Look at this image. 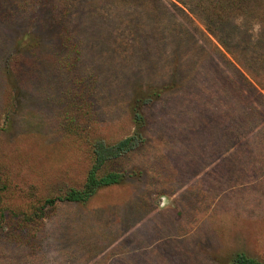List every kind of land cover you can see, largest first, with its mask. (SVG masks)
I'll return each instance as SVG.
<instances>
[{"label": "rangeland", "instance_id": "rangeland-1", "mask_svg": "<svg viewBox=\"0 0 264 264\" xmlns=\"http://www.w3.org/2000/svg\"><path fill=\"white\" fill-rule=\"evenodd\" d=\"M206 1L0 0V264L264 260V71L241 64L256 23L217 19L226 49ZM207 117L223 140L187 182L178 151ZM99 146L119 181L60 199Z\"/></svg>", "mask_w": 264, "mask_h": 264}, {"label": "trees", "instance_id": "trees-1", "mask_svg": "<svg viewBox=\"0 0 264 264\" xmlns=\"http://www.w3.org/2000/svg\"><path fill=\"white\" fill-rule=\"evenodd\" d=\"M177 1L183 2V0ZM257 1L258 3L252 4L251 6L244 4V0H210V2H212V6L207 1L205 4L206 12L209 14V19H207L208 24H206V27L208 31L215 38H217V40L226 49H228L229 46L226 44L227 41L224 34L217 30L215 24L217 19L231 20V16L228 13H234V18H249L252 20L254 19L255 23L260 25L258 38L254 37L253 35L251 37L252 41H248L251 46L259 48L258 52L256 53L257 55H246L247 60H242L241 62L243 70L251 78V80H260L258 73L261 71V69H263L262 71H264V67L261 65V63L264 62V54L262 52L264 51V0ZM211 7H213V9ZM256 63L261 67L256 68ZM258 86H260V83L258 84ZM262 87L263 86H260V88ZM252 89H254L253 86ZM206 96L208 97L207 94ZM142 139L143 138H141V141ZM130 141L129 138H125L124 140H121L116 145H114L112 148L116 149L119 152L122 148H125V144H128ZM112 148H110L111 150L108 149L110 154L116 155L115 152H112ZM108 150L99 146L98 151L100 152H97L96 156L94 157V162L92 164V167L89 169V172L87 173L83 188L80 190L69 189L60 199H63L64 201H84L87 199V197L94 193L97 187L114 184L119 181L121 176L118 173L105 172L102 174H98L99 167L102 165V161L104 160L105 156L102 151H105L104 153L106 154ZM230 264H264V260L258 261L253 258L247 257L242 253H238L235 254Z\"/></svg>", "mask_w": 264, "mask_h": 264}, {"label": "crops", "instance_id": "crops-1", "mask_svg": "<svg viewBox=\"0 0 264 264\" xmlns=\"http://www.w3.org/2000/svg\"><path fill=\"white\" fill-rule=\"evenodd\" d=\"M215 121L216 120L207 117L208 123L206 122L204 125L186 128L188 129V134L185 137V148L184 150L178 151V154L181 155V157H179L181 159L180 164L185 165V169L180 170V174L182 177L187 178V182L193 178L203 177L207 166L212 163V159L209 160L205 153L206 149L212 147L210 145L211 142L219 143V141H215V139L219 138L223 140V138L220 137V134L225 132V130H222L223 124L219 125V123H215ZM228 129L230 132H235L236 129L237 132L241 131L240 127L235 128L230 125ZM222 143L224 144L225 142ZM215 147L218 146L215 145ZM178 154L176 155L178 156ZM193 167L194 169H192Z\"/></svg>", "mask_w": 264, "mask_h": 264}, {"label": "clouds", "instance_id": "clouds-1", "mask_svg": "<svg viewBox=\"0 0 264 264\" xmlns=\"http://www.w3.org/2000/svg\"><path fill=\"white\" fill-rule=\"evenodd\" d=\"M251 31H252L254 37L258 38V34L260 32V25L259 24L253 25V28Z\"/></svg>", "mask_w": 264, "mask_h": 264}]
</instances>
